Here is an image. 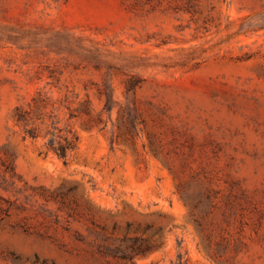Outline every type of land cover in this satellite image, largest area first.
<instances>
[{
  "label": "rangeland",
  "instance_id": "obj_1",
  "mask_svg": "<svg viewBox=\"0 0 264 264\" xmlns=\"http://www.w3.org/2000/svg\"><path fill=\"white\" fill-rule=\"evenodd\" d=\"M90 217L162 228L134 264H264V0H0V264H132Z\"/></svg>",
  "mask_w": 264,
  "mask_h": 264
},
{
  "label": "trees",
  "instance_id": "obj_2",
  "mask_svg": "<svg viewBox=\"0 0 264 264\" xmlns=\"http://www.w3.org/2000/svg\"><path fill=\"white\" fill-rule=\"evenodd\" d=\"M135 85L136 82L130 80L128 83V90L132 91ZM39 110L38 104L34 106L33 111L18 108L16 112L17 121L23 124L24 132L27 136L33 139L41 135L48 137L45 143L46 153L52 152L66 163L70 154L77 147V136L74 134L61 135L56 132L57 128L55 127L46 128L43 132L40 126L31 125L32 112L36 114ZM53 199L58 202L59 211H66V217L62 220L58 211L49 212L48 216L55 224L61 225L65 231L71 232V220L81 213L77 210L76 202L69 201L67 199V193H57L53 195ZM89 220L92 224H95V236L91 243L95 245V252L101 256L110 257L115 260L130 261L134 264V258L136 256H144L159 246L156 240H153V237L158 235L162 230L161 227L154 228V226L148 224L144 228H132V224L127 223L122 234L118 236V232L121 229L118 223H114L109 227L106 223L96 220V217L95 223L91 217ZM146 231L151 232L149 235L145 236L144 233ZM74 235L78 241L82 242L85 239L78 230L74 231Z\"/></svg>",
  "mask_w": 264,
  "mask_h": 264
}]
</instances>
